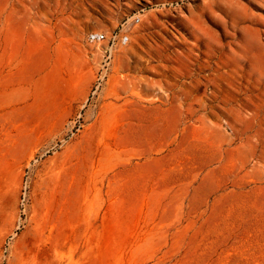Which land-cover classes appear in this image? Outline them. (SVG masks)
Returning <instances> with one entry per match:
<instances>
[{
	"label": "rangeland",
	"instance_id": "374dc122",
	"mask_svg": "<svg viewBox=\"0 0 264 264\" xmlns=\"http://www.w3.org/2000/svg\"><path fill=\"white\" fill-rule=\"evenodd\" d=\"M0 264H264V0H0Z\"/></svg>",
	"mask_w": 264,
	"mask_h": 264
},
{
	"label": "built area",
	"instance_id": "2783aa9c",
	"mask_svg": "<svg viewBox=\"0 0 264 264\" xmlns=\"http://www.w3.org/2000/svg\"><path fill=\"white\" fill-rule=\"evenodd\" d=\"M107 40V36L105 34H101V33H95V32H91L88 35V41L90 43H100V42H104ZM125 41V39H121V42L123 43ZM127 42V41H126Z\"/></svg>",
	"mask_w": 264,
	"mask_h": 264
}]
</instances>
